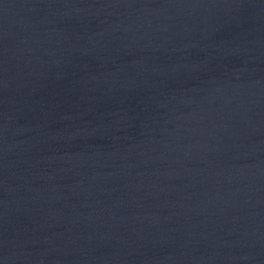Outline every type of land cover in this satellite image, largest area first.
<instances>
[{
	"label": "water",
	"instance_id": "95a60500",
	"mask_svg": "<svg viewBox=\"0 0 264 264\" xmlns=\"http://www.w3.org/2000/svg\"><path fill=\"white\" fill-rule=\"evenodd\" d=\"M0 264H264V0H0Z\"/></svg>",
	"mask_w": 264,
	"mask_h": 264
}]
</instances>
